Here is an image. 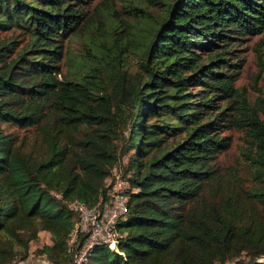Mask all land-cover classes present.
Here are the masks:
<instances>
[{"label": "trees", "instance_id": "1", "mask_svg": "<svg viewBox=\"0 0 264 264\" xmlns=\"http://www.w3.org/2000/svg\"><path fill=\"white\" fill-rule=\"evenodd\" d=\"M88 1L0 0V31L27 36L20 48L0 38V264L26 259L41 230L51 243L40 251L71 264L70 202L105 199L123 156V235L117 249L95 244L87 264H264V98L235 85L242 43L264 35V0L163 1L155 18L142 9L137 70L62 72ZM4 124L35 126L38 138L25 148ZM231 127L244 132L248 188L216 163Z\"/></svg>", "mask_w": 264, "mask_h": 264}, {"label": "rangeland", "instance_id": "2", "mask_svg": "<svg viewBox=\"0 0 264 264\" xmlns=\"http://www.w3.org/2000/svg\"><path fill=\"white\" fill-rule=\"evenodd\" d=\"M163 1L169 0H89L86 4L87 13L83 24L76 34H71L65 39L64 55L60 61L62 72L67 73L70 63L80 64L84 67L96 66L103 68L109 74L116 66H124L129 71L138 69L141 58V48L138 38L142 34L140 15L145 10L152 18L157 17L163 8ZM112 24H117L114 42L112 37ZM136 24V25H135ZM13 33V34H11ZM15 36L18 39V47L25 43L27 36L19 30L0 31V38ZM262 37V38H261ZM126 40V48L119 53L122 59H114L118 48V42ZM261 41L262 61L264 62V35L253 36L242 43L240 53L244 56V64L240 69L235 85L244 87L247 97L254 101L257 97L264 98V67L261 69L255 47ZM125 60L124 65H121ZM60 76V74H58ZM4 129L18 137V143L30 148L38 131L35 126L26 128L12 124H4ZM224 134L230 137V146L217 154L216 163L222 172L236 171L242 178L245 187L254 184V178L247 172L249 166L246 156V142L243 140L244 132L235 127L226 129ZM127 156H123L112 170V176L107 178V183L113 184L117 179H125L123 175L124 164ZM71 241V239H69ZM50 233L45 230L39 232L38 237L29 245V256L26 259L35 261L36 264H51L47 253L40 251L44 244H50ZM72 250V249H71ZM73 254V250H72ZM25 260V259H24ZM16 260L11 264H17ZM226 264H233L232 260Z\"/></svg>", "mask_w": 264, "mask_h": 264}, {"label": "built area", "instance_id": "3", "mask_svg": "<svg viewBox=\"0 0 264 264\" xmlns=\"http://www.w3.org/2000/svg\"><path fill=\"white\" fill-rule=\"evenodd\" d=\"M108 186L106 198L99 199L93 205L77 199L70 202V208L76 213L69 237L71 241L68 240L69 248L73 250L71 264H87L90 251L95 244L105 243L110 249H117V241L123 235L117 225L127 216L129 200L127 190L130 187L126 178L117 179Z\"/></svg>", "mask_w": 264, "mask_h": 264}, {"label": "crops", "instance_id": "4", "mask_svg": "<svg viewBox=\"0 0 264 264\" xmlns=\"http://www.w3.org/2000/svg\"><path fill=\"white\" fill-rule=\"evenodd\" d=\"M17 264H36V262L32 261L31 259H25V260L19 261V263H17ZM39 264H41V263H39ZM51 264H54V263H51Z\"/></svg>", "mask_w": 264, "mask_h": 264}]
</instances>
